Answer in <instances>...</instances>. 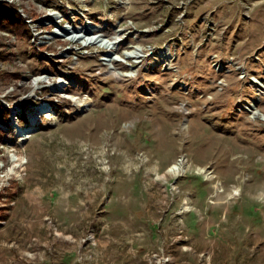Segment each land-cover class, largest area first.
Returning a JSON list of instances; mask_svg holds the SVG:
<instances>
[{
  "label": "rangeland",
  "instance_id": "obj_1",
  "mask_svg": "<svg viewBox=\"0 0 264 264\" xmlns=\"http://www.w3.org/2000/svg\"><path fill=\"white\" fill-rule=\"evenodd\" d=\"M0 1V264H264V0Z\"/></svg>",
  "mask_w": 264,
  "mask_h": 264
},
{
  "label": "trees",
  "instance_id": "obj_2",
  "mask_svg": "<svg viewBox=\"0 0 264 264\" xmlns=\"http://www.w3.org/2000/svg\"><path fill=\"white\" fill-rule=\"evenodd\" d=\"M3 18L5 20H7V24H3ZM9 22H12L10 24H12L14 27H7ZM21 24H23L24 26H22ZM21 25V26H20ZM0 26L1 27H7L6 29L10 30L12 29L15 34L21 38H28L29 35L26 33L28 26H26L21 20H19V16L16 13V9L14 7V5L8 3L7 1H0ZM1 104V103H0ZM3 105V103L1 104V106ZM5 108V106H2ZM0 118H4V117H0ZM2 130L0 129V137L2 136Z\"/></svg>",
  "mask_w": 264,
  "mask_h": 264
},
{
  "label": "bare ground",
  "instance_id": "obj_3",
  "mask_svg": "<svg viewBox=\"0 0 264 264\" xmlns=\"http://www.w3.org/2000/svg\"><path fill=\"white\" fill-rule=\"evenodd\" d=\"M68 28H69V27H68ZM72 30H73L72 28H69V31L67 30L66 33H64V34H66V35H70V34H68V33H70ZM93 36H94V35H93ZM98 37H99V35H96V37H95V36L92 37V38H94L93 41L101 40V41L103 42L104 38H103V37L98 38ZM71 39H73V37H71ZM105 40H106V39H105ZM110 42H111V40H110ZM110 42H109L108 39H107V41H104L105 46L108 47ZM107 54H108V57H107V58H112V56L114 55L113 52H111L110 50H109V52H108ZM128 54H132V53H128ZM38 79H40V78H39V77L36 78V80H38ZM42 109H44V105H43V104L39 105L38 110H42ZM256 113H259V112H257V111L255 110V111H254V114H256ZM256 115H257V114H256ZM260 115H261L262 118H264V113H260ZM28 118H29V117H28ZM29 119H30V120H29V125H26V124H25V125H21V124H18L17 122H15V121L13 120V124H14L13 127H14V129H15V132L20 136L21 139H22V138H26L27 135L31 134V132L33 131V130H30V128L32 127L31 125H33V124L35 123V121H34L33 116H31ZM12 154H13V158H12V160H16V159H18V158H17V155H16L15 153H12ZM21 163H22V161H19V162L15 161L14 165H16V167H17V165H20ZM177 169H178V165H177L176 163H172V164H170V166L168 167V171H175V170H177ZM10 170L13 171V170H14L13 167L10 168Z\"/></svg>",
  "mask_w": 264,
  "mask_h": 264
}]
</instances>
